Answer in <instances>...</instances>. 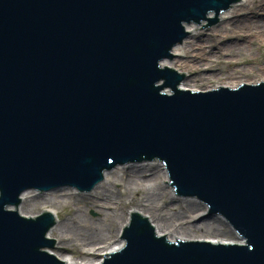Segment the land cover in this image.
<instances>
[{
  "label": "water",
  "instance_id": "water-1",
  "mask_svg": "<svg viewBox=\"0 0 264 264\" xmlns=\"http://www.w3.org/2000/svg\"><path fill=\"white\" fill-rule=\"evenodd\" d=\"M240 1L0 0V264H64L57 216L19 210L28 191L91 192L156 160L242 242H173L132 212L99 264H264V82L194 91L163 66L186 24L208 28Z\"/></svg>",
  "mask_w": 264,
  "mask_h": 264
},
{
  "label": "rangeland",
  "instance_id": "rangeland-1",
  "mask_svg": "<svg viewBox=\"0 0 264 264\" xmlns=\"http://www.w3.org/2000/svg\"><path fill=\"white\" fill-rule=\"evenodd\" d=\"M243 3L244 2H238L234 4L228 11L222 13L229 15L224 16L222 19L220 18L222 14L219 15V22L208 28L198 30L200 29V26L197 25L198 31H195L192 34L190 33L184 43L186 44V41L191 42L200 32H205L203 43L206 42L207 37H215V31L224 33V28H222L223 23L228 17H231L232 12L235 9H239ZM251 29H253V27L249 26V30ZM249 30L245 29V32H248ZM231 33L232 31L226 32L227 35L225 36L230 38L229 40H226V42H224L225 38L220 41L211 40L212 44L216 42L215 45L211 46L230 50V55L225 54L226 56H223L222 60H219L215 65V62L220 56L216 53V57L214 56L212 60L213 65L215 66H212V68L208 65L209 62L203 58L202 60H191L192 63L194 62L193 64L202 68L203 71L201 74H194L191 70L190 72L187 71L186 67L183 68L182 63L174 68L182 74H187V79L184 82L186 84V89L207 92L221 86L235 88L243 84L254 85L259 79H264V37L254 36L249 38L246 43H244L245 46L238 48L241 44H238L236 36H231ZM254 33H257L255 35H259L258 33L263 34L258 31H254ZM240 41L242 42L244 40ZM184 43L181 45L185 46ZM205 46L207 48L209 45ZM196 53L203 54L200 49ZM177 60H179V58L172 61V63H177ZM233 61H237L239 65H231ZM168 62L170 61L168 60ZM118 167L120 169L146 167L154 170V172L157 171L159 178H153L154 181L145 183L144 186L141 185L142 187H139V189H135L130 183V180L133 179L131 174L128 177L123 173H117L112 179L115 181V184L106 185L103 181L91 192H80L76 188L69 186L56 188L47 193H40L37 190H32L26 193L27 199L21 204L19 210L23 215L27 216L40 215L45 211L54 212L58 219L57 225L53 228L56 230V234L55 231L53 232L55 237H57V230H60V234L68 231L66 226L73 218L81 220L83 224L77 226L74 232H67L69 237H66L64 242L56 239V248L52 250V252L56 254L68 253L73 258L77 259L79 263L82 262L83 264H99L102 261L104 258L103 255L108 253L106 250L115 247L116 244L122 240L121 236L123 229L129 223L131 218V210L135 209V207L141 204L143 200H148L147 195L149 196V194L153 192L156 193L153 201L154 203H158L157 206H160V209L164 214L169 215L177 213L180 217L187 218L193 222V217L196 213L195 207L199 206V211L205 213V219L210 220L216 217L222 220L223 227L226 231L224 235L216 238L227 242H242L240 235L231 227L223 216L208 215V206L198 199L181 198L176 195L171 185L167 184L169 183V175L164 163L157 160L144 161L119 165ZM159 167L164 168L165 171L158 172ZM165 172L167 173L168 180H164L163 174ZM151 178L152 176H146L142 179L149 180ZM103 185H106L110 190V193L106 197L102 194ZM92 196H94L96 200H93L91 198ZM99 201L101 203L105 202L107 204L105 206L106 208L103 205L96 207ZM126 219L127 223L124 224V220ZM200 222H203V220H198L195 224ZM91 225L93 226L90 227ZM93 228L99 232V236L101 237V239L99 238L98 240L99 244L96 243L99 246L96 247L97 249L102 248V250L98 253L81 256L78 253V250L84 240L90 238V232L91 234L93 233ZM195 235L202 239L212 240L215 238L203 232H196L190 236Z\"/></svg>",
  "mask_w": 264,
  "mask_h": 264
},
{
  "label": "bare ground",
  "instance_id": "bare-ground-1",
  "mask_svg": "<svg viewBox=\"0 0 264 264\" xmlns=\"http://www.w3.org/2000/svg\"><path fill=\"white\" fill-rule=\"evenodd\" d=\"M240 2H244L243 5L239 9H235L232 12L231 17H228L227 20L223 23L222 28H224L225 31L224 33L223 32L220 33L219 31L217 32L214 30L215 31L214 33H216L214 34L215 37L213 36L211 38L210 36L207 37L205 44L203 43L205 32H200L193 38L191 42L186 41V44L184 43L185 46L178 45L173 50V55L176 56L173 59V61L179 58V60H177V63L168 62L167 60L166 62L163 63V66L174 69L178 64L182 63L183 68L186 67L187 71L190 72L191 70L194 74H201L203 71L202 68L200 66L193 64L194 62L192 63L191 60L193 61L202 60L203 58L204 60H207L209 62L208 65H210V68H212V66H215L219 60H222L223 56L230 55L229 49H225V48L221 49L219 47L211 46V45H215L216 43L215 42L212 44L211 40L220 41L221 39L225 38L224 42H226V40L230 39L228 36H225L227 35L226 32L232 31L230 35L236 36L237 39L236 41L238 42V44H241L238 46V48H241L245 46L244 43H246L247 39L249 38H252L254 36L264 37V0H241ZM227 15L229 14L225 15L224 13L220 16V18L222 19L224 16ZM249 26L253 27V29H251L253 31V34L252 31L249 30ZM185 28L188 32H191L192 34L197 30V25L186 24ZM245 29H248L249 31L245 32ZM254 31H258L263 34L258 33L259 35H255L257 33H254ZM240 40H244V41L241 42ZM205 45H209V46L206 48ZM199 49L203 52V54L196 53ZM216 53H218L220 56L215 62V65H213L212 60L214 56L216 57L217 55ZM233 64L239 65L237 61L235 62L233 61L231 65ZM260 82H264V79H259L254 84H259ZM183 87L186 88L185 83L183 84ZM164 171H165L164 168L159 167L158 172H164ZM117 173H123L128 177L131 174L133 179L130 180V183L135 189L136 188L139 189V187L144 186L145 183H150L154 181L153 178H157V177L159 178V174L157 173V171L154 172V170H151L146 167H142V168L132 167L127 169H120L119 167H117L113 171L107 172L105 174L104 184L105 183L106 185L115 184V181H113L112 179L113 177H115ZM146 176H152V178L149 180L147 179L143 180L142 178ZM163 177L164 180L166 179L168 180V176L166 172L163 174ZM106 185L102 186L103 189L102 194L104 195V197L108 196V194L110 193V190ZM172 193L175 196L173 191ZM155 196H156L155 192L149 194V196L147 195L148 200H143L141 204L136 206L135 209L131 210V213L138 212L143 216L148 217L149 220L152 222V225L156 228V232L158 235L160 236L168 235V239H170L173 242H176L178 240H206V241L219 242V243L227 242L222 239L216 238V237H221V235H224L226 231L223 227V223L220 218L214 217L213 219L210 220L205 219L206 218L205 213L199 211V206L195 207L196 213L193 217L194 218L193 222L187 218L180 217V215L177 213L166 215L163 213V211H161L160 206H157L158 203H154L153 200ZM91 198L93 200L95 199L94 196H92ZM22 199H23L22 201L23 204V202H25L27 199L26 193L22 196ZM99 202L97 203L96 207H99V205H103L105 207L107 205L105 202L104 203L100 202L101 204ZM198 220L200 221L203 220V222L195 224ZM126 223H127V219L124 220V224ZM82 224L83 222L81 220H79L78 218H73L72 221L69 222L68 225L66 226L68 230L67 232L69 231L74 232L77 226H80ZM92 226L93 225H91L90 227ZM54 231L56 234V230L54 229L50 234V237L52 239L55 240L57 239L58 241L64 242L66 240V237H69V234L67 232L60 234V230H57V237H55V235L53 234ZM92 232H93L92 234L90 232V238L85 239L83 244L78 250V253L81 256L98 253L101 252L102 250V248L97 249L96 247L99 246L98 245L99 238L101 239V237L99 236V232L96 231L95 228L92 229ZM196 232H203L215 238L209 240V239L198 238L196 235L190 236L195 234ZM123 246H124V240H120L115 247H112L106 251L108 253L115 252L120 250ZM53 254L56 255L61 261H63L64 264H83L82 262L79 263L77 259L73 258L68 253L56 254L53 252Z\"/></svg>",
  "mask_w": 264,
  "mask_h": 264
}]
</instances>
